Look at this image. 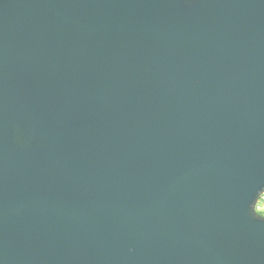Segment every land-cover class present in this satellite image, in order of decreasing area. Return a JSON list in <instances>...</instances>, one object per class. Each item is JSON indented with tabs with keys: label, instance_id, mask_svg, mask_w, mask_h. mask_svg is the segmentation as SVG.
Wrapping results in <instances>:
<instances>
[{
	"label": "water",
	"instance_id": "obj_1",
	"mask_svg": "<svg viewBox=\"0 0 264 264\" xmlns=\"http://www.w3.org/2000/svg\"><path fill=\"white\" fill-rule=\"evenodd\" d=\"M264 0H0V264H264Z\"/></svg>",
	"mask_w": 264,
	"mask_h": 264
},
{
	"label": "built area",
	"instance_id": "obj_2",
	"mask_svg": "<svg viewBox=\"0 0 264 264\" xmlns=\"http://www.w3.org/2000/svg\"><path fill=\"white\" fill-rule=\"evenodd\" d=\"M255 211L259 214H264V193L258 199L255 205Z\"/></svg>",
	"mask_w": 264,
	"mask_h": 264
},
{
	"label": "rangeland",
	"instance_id": "obj_3",
	"mask_svg": "<svg viewBox=\"0 0 264 264\" xmlns=\"http://www.w3.org/2000/svg\"><path fill=\"white\" fill-rule=\"evenodd\" d=\"M262 216H264V214H262Z\"/></svg>",
	"mask_w": 264,
	"mask_h": 264
},
{
	"label": "trees",
	"instance_id": "obj_4",
	"mask_svg": "<svg viewBox=\"0 0 264 264\" xmlns=\"http://www.w3.org/2000/svg\"><path fill=\"white\" fill-rule=\"evenodd\" d=\"M259 215H262V214L259 213Z\"/></svg>",
	"mask_w": 264,
	"mask_h": 264
}]
</instances>
